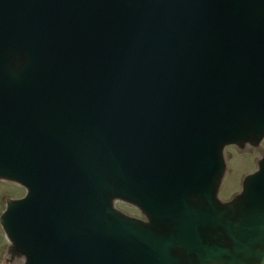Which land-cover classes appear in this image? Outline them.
<instances>
[{
    "label": "water",
    "instance_id": "water-1",
    "mask_svg": "<svg viewBox=\"0 0 264 264\" xmlns=\"http://www.w3.org/2000/svg\"><path fill=\"white\" fill-rule=\"evenodd\" d=\"M263 139L264 0H0L11 259L264 264V154L219 199Z\"/></svg>",
    "mask_w": 264,
    "mask_h": 264
},
{
    "label": "rangeland",
    "instance_id": "rangeland-1",
    "mask_svg": "<svg viewBox=\"0 0 264 264\" xmlns=\"http://www.w3.org/2000/svg\"><path fill=\"white\" fill-rule=\"evenodd\" d=\"M264 154V140L257 147L228 146L223 151L226 170L219 190V199L223 202L231 200L241 191L244 178L257 170V162ZM25 189L15 183L0 180V215L4 211L7 199L23 197ZM116 209L122 213L143 219L134 207L120 201L114 203ZM9 242L0 226V264H23V258L11 259L8 254Z\"/></svg>",
    "mask_w": 264,
    "mask_h": 264
},
{
    "label": "bare ground",
    "instance_id": "bare-ground-1",
    "mask_svg": "<svg viewBox=\"0 0 264 264\" xmlns=\"http://www.w3.org/2000/svg\"><path fill=\"white\" fill-rule=\"evenodd\" d=\"M264 140V139H263ZM258 163V162H257ZM10 244V243H9Z\"/></svg>",
    "mask_w": 264,
    "mask_h": 264
}]
</instances>
